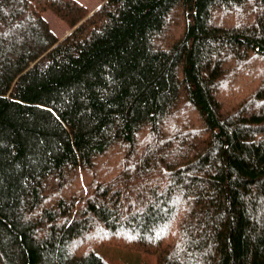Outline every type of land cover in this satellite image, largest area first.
Here are the masks:
<instances>
[{
	"label": "trees",
	"instance_id": "1",
	"mask_svg": "<svg viewBox=\"0 0 264 264\" xmlns=\"http://www.w3.org/2000/svg\"><path fill=\"white\" fill-rule=\"evenodd\" d=\"M38 5L0 2V264H264V0H109L64 42Z\"/></svg>",
	"mask_w": 264,
	"mask_h": 264
},
{
	"label": "rangeland",
	"instance_id": "2",
	"mask_svg": "<svg viewBox=\"0 0 264 264\" xmlns=\"http://www.w3.org/2000/svg\"><path fill=\"white\" fill-rule=\"evenodd\" d=\"M30 1H35V0H30ZM65 1H69V2L74 1L73 4H75V5L77 4L78 6L80 5L81 7H83V9L87 10V11L83 12L82 18L80 19V20H82V22H86V23L92 22L93 17L99 13V11L102 8V4H103L102 0H65ZM50 4H51V7H53L55 5V3H50ZM58 6H60L63 11L57 10L59 8H57V9L56 8H48L46 12H48L49 17H51V20L53 22V28H55L54 31L56 32V30H57V32L61 34V33H63V31L66 30L67 26H70V28H71V26H73V24L79 20L78 17L80 15L76 11L71 12L70 9H68L67 7H65L59 3H58ZM53 10H54V12H53ZM74 31L75 30L71 31L69 34L70 35L74 34ZM9 100L12 103L13 102L19 103L17 101L12 100V99H9ZM10 102L5 101L4 97H0V105L1 106H3L5 108L7 105L8 110L17 111L18 109H17L16 105L11 104ZM20 104H22V103H20ZM35 108L37 109L36 110V115H37L36 118L30 120L29 122H27L25 124H22V123H20V124L25 125L27 127H31L32 125H34L37 127V128L36 127H34V128L37 129L38 131H48L47 128L51 127V125H53L50 122L52 120L50 118H47L48 115L44 116L43 114H40V113L43 110L45 112H50L51 110L44 108V107H41V106H35ZM51 114L54 117V119L56 121H58V125L55 126L56 127L55 129H61V127L64 128L63 123L56 117V115L53 112ZM47 125H49V126L47 127ZM98 140H100V141H94L93 140L94 142H92V144L90 142H88V144H87V148L89 150L90 158H92V159L96 158V156L98 155L97 147L102 143L101 139H98ZM106 148H108V146ZM73 156H76L77 160L73 161V159H71V157L68 156L66 165H68L70 167L76 166L79 168H83V163H82V160L79 156V150L78 149H76V148L74 149ZM100 255L102 256V258L106 262H108L110 264H157L155 255L149 254V253H144V252L133 251V250H130L126 247L103 248L100 251Z\"/></svg>",
	"mask_w": 264,
	"mask_h": 264
},
{
	"label": "crops",
	"instance_id": "3",
	"mask_svg": "<svg viewBox=\"0 0 264 264\" xmlns=\"http://www.w3.org/2000/svg\"><path fill=\"white\" fill-rule=\"evenodd\" d=\"M103 1V4H102V7L104 6V5H106L108 2H109V0H102ZM0 2H1V0H0ZM36 5H38L37 4V2L36 1H33ZM74 2V1H73ZM73 2H71L72 4H73ZM50 3H55V2H47L44 6L43 5H38L37 6V8L39 9V11L42 13V15L45 17V19L49 22V24H50V26H51V29L53 30V32L58 36V38H59V40L61 41V42H64V41H66L70 36H72L73 34H69L71 31H73V30H75L74 31V33L76 32V31H78L81 27H83L84 26V24L86 23V22H82V20H80L81 18H82V14H83V12L84 11H87V10H85V9H83V7H81L80 5L78 6L77 4L75 5V4H73L75 7H77V10H75L76 12H78V14L80 15L78 18H79V20L78 21H76L74 24H73V26H71V28H70V26H67L66 27V32L65 31H63V33H58L57 32V30H56V32L54 31V29L55 28H53V22H52V20H51V17H49V15H48V12H46L47 11V9L48 8H61L60 6H58V3H55V5L53 6V7H51V4ZM57 10H62V8L61 9H57ZM58 11V12H59ZM73 10H71V12H72ZM51 12V11H50ZM53 12H54V10H53ZM70 12V11H69ZM74 27V28H73ZM65 32V33H64Z\"/></svg>",
	"mask_w": 264,
	"mask_h": 264
}]
</instances>
